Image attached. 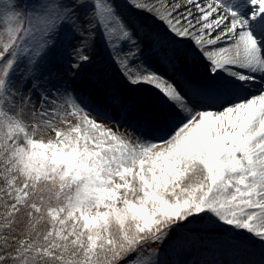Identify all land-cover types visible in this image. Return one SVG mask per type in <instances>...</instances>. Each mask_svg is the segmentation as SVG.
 <instances>
[{
  "label": "snow or ice",
  "instance_id": "1",
  "mask_svg": "<svg viewBox=\"0 0 264 264\" xmlns=\"http://www.w3.org/2000/svg\"><path fill=\"white\" fill-rule=\"evenodd\" d=\"M128 3L166 26L163 62L204 73L137 67L140 30L116 0H49L27 18L13 0L0 13V264H164L156 245L196 225L264 252V0ZM65 24L80 38L70 71L92 62L102 29L125 80L163 97L132 105L139 128L108 126L44 73Z\"/></svg>",
  "mask_w": 264,
  "mask_h": 264
},
{
  "label": "rangeland",
  "instance_id": "2",
  "mask_svg": "<svg viewBox=\"0 0 264 264\" xmlns=\"http://www.w3.org/2000/svg\"><path fill=\"white\" fill-rule=\"evenodd\" d=\"M13 0H0V13L3 12L5 5L12 3ZM19 5L17 11L28 16L34 14L41 5L49 3V0H14ZM118 12L130 25H135L140 31L139 35L134 38L141 41V50L144 52L149 44L153 34L133 13L134 7L128 3V0H116ZM135 2V0H134ZM27 23V20H26ZM3 30V24L0 23V31ZM145 30V31H144ZM55 42L54 47L41 62L43 71L47 74L49 71L53 73V82L57 85L63 83L62 78L67 75L85 76L100 82L104 77L107 78L106 83L111 85L120 94L127 92L120 82L121 72L117 65L113 62L110 48L106 43V38L102 34V29H97L94 35L93 46L89 49V54L93 60L89 64H85L77 74L68 68V52L71 51V45L80 43V38L74 36L71 29L65 24L60 30L53 35ZM131 45H125L124 50L127 51ZM60 52L63 55L61 61H56V54ZM103 69L104 76L101 75ZM24 71L21 66L20 72ZM20 72L17 73V85L20 82ZM58 74V75H57ZM193 77L197 75H192ZM194 230L182 234L179 240L168 241L163 245H156L160 249L158 259L164 264H209L213 255H222L226 258L225 264H259L260 256L257 249L249 244L239 245L235 239L236 235L231 229L223 225L215 226H193ZM208 231H205L208 229Z\"/></svg>",
  "mask_w": 264,
  "mask_h": 264
},
{
  "label": "bare ground",
  "instance_id": "3",
  "mask_svg": "<svg viewBox=\"0 0 264 264\" xmlns=\"http://www.w3.org/2000/svg\"><path fill=\"white\" fill-rule=\"evenodd\" d=\"M133 13L135 14V17L138 18L141 25L150 30L153 35L158 36L160 40V43L156 47H153V36L150 37L151 43L148 48L144 52H140L134 61L137 67L143 65L172 79L178 78L177 74L181 71L190 76L202 75L204 73L205 70L199 63L185 64L180 62L173 67L171 64L163 62L161 59V53L168 50V42L172 39L166 26L160 20L156 19L153 14L137 10L136 8ZM176 47L184 49L185 46L183 43H178L176 44ZM57 53L56 61H61L63 59V55L60 52ZM101 75L104 76V73ZM119 79L121 84H123L122 87L126 89L127 92H122L121 94L117 92L111 87V85L106 83V77L101 80L103 81V87L98 86L99 82H96L89 77L79 75H67L66 77H63V83L58 86L61 88V91H63L64 88H67L69 93L73 96L79 97V100H82L89 109L106 115L109 118L106 121L108 126L118 129L120 132H124L125 129L132 131L133 129L140 127L136 121L134 113L130 110L132 105H149L152 103L160 104L163 102V97L149 85L140 84L133 86L130 85L123 76ZM14 80L17 81V74L14 76ZM52 92L53 95H56V90L54 88L52 89ZM114 96L123 98V100L127 102V107H125V104H123L120 100L114 99ZM141 131H143V129H141ZM137 135H139V132H137ZM231 231L236 235L235 231ZM247 244L257 249L260 256L259 264H261V261H264V252L260 251L259 243ZM213 256L214 257L210 258L209 264H225V257L219 254Z\"/></svg>",
  "mask_w": 264,
  "mask_h": 264
},
{
  "label": "trees",
  "instance_id": "4",
  "mask_svg": "<svg viewBox=\"0 0 264 264\" xmlns=\"http://www.w3.org/2000/svg\"><path fill=\"white\" fill-rule=\"evenodd\" d=\"M209 230V228L208 229H206L205 231H208Z\"/></svg>",
  "mask_w": 264,
  "mask_h": 264
}]
</instances>
